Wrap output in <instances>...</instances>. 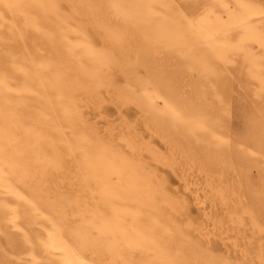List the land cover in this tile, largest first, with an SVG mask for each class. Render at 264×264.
I'll list each match as a JSON object with an SVG mask.
<instances>
[{
  "label": "bare ground",
  "instance_id": "bare-ground-1",
  "mask_svg": "<svg viewBox=\"0 0 264 264\" xmlns=\"http://www.w3.org/2000/svg\"><path fill=\"white\" fill-rule=\"evenodd\" d=\"M4 25L21 38L31 31L32 43L46 52L16 70L0 56V232L17 258L230 264L175 223L179 200L155 181L143 145L156 163L176 169L180 161L184 175L198 170L182 179V194L206 219L216 202L226 205L240 194L238 212L230 215H247L255 230L264 229V0H0ZM118 71L123 86L116 84ZM234 79L253 106L241 139L229 131ZM103 88L138 108L146 131L166 142V156L134 130L117 138L126 153L111 133L107 139L90 127L82 107L102 102ZM74 156L67 165L65 158ZM71 166L68 184L72 179L79 188L67 203L76 208V224L63 202L35 195L43 193L50 168L70 175ZM36 172L41 177L31 181ZM235 180L253 192L236 189ZM198 233L211 231L204 226Z\"/></svg>",
  "mask_w": 264,
  "mask_h": 264
},
{
  "label": "rangeland",
  "instance_id": "rangeland-1",
  "mask_svg": "<svg viewBox=\"0 0 264 264\" xmlns=\"http://www.w3.org/2000/svg\"><path fill=\"white\" fill-rule=\"evenodd\" d=\"M65 2L66 1H64L63 5L68 8ZM17 25L20 29H23L24 27L23 21L20 17L17 20L16 26ZM13 33L14 30H9L5 25L0 26V56L5 57L4 61L10 63L7 67L16 70L19 69L21 64L30 66L28 60L31 57L37 59L46 55V52L40 49V46L38 47L37 43H32L33 35L31 31L20 33L21 36L24 35V38L19 37V35H14ZM2 39H5L7 44H5ZM254 50H257V48L254 47ZM114 77L118 86L124 85L125 76L123 73L118 71ZM231 78H233L232 75ZM231 83L229 95L232 112L229 115V131H231L232 134L237 133L241 139L242 135H244V120L250 115L253 106L251 105L252 101L247 96L246 90L237 82V80L234 79ZM100 93L102 102L99 100V102L95 104L90 103L88 106L82 107L85 116L90 119V127L95 128L97 131H101L102 136L107 139H109L107 134L111 133V138L114 139L112 141H114V143L126 153L129 151L126 148L124 141L118 142L117 138L119 134L128 136L131 131L134 130L142 138V140H139L140 142L150 143L159 154L164 156L168 154V150L165 147L166 142L159 136H156L155 134L150 135L148 131H146V128L140 119L138 108L135 105L129 104L123 106L115 96L107 93L105 88H103ZM33 97L34 96L31 94L28 95L26 101L32 103L31 100ZM240 105L245 107L243 111H238L236 109V107ZM34 109H36L35 104L32 105L29 111H33ZM243 115H245V117H243ZM65 132L72 133L69 129H65ZM140 153L142 159L147 163V168L155 173V176L157 177L155 181L159 180L166 193L174 200H179L180 205L175 208L176 211L172 212L173 220L177 225L187 231L190 238L198 240V242H196L198 245L201 244L208 246L212 255L221 258L230 264H264V229L261 231L255 230L252 226L250 217L247 215H241L240 219L237 217V214L230 215V212H232L233 209L238 212L236 195L240 196V194L234 196L231 195L229 202L226 205H220L216 202L215 207L210 211V217L206 219L198 210L197 205L194 204V201L190 196L182 194V179L190 177V174L196 175L198 170H196V168L193 170H187L184 175L183 172L187 168H185L180 161H178L179 164L176 169H171L167 166L156 163L148 154L145 145L142 146ZM75 158L77 157L65 158L66 163H68L67 165H73ZM71 168L72 173H70V175L63 169L55 170L50 168L48 174L44 177L46 182L43 187V193L41 195L35 193V195L46 201L55 199L63 202L65 209L69 213V221L76 224L79 220L77 217L72 216V212L76 210V208L73 204L67 203V199L70 198L74 192L78 191L79 188L77 182L72 179L70 180L73 181L74 184L72 186L68 184L69 178H71V176L74 177L73 175H75V168L72 166ZM248 173L250 174L251 180L255 182L258 177L256 169L251 168ZM39 177H41L40 173L36 172V175H33L31 181H38ZM233 179L235 178L233 177ZM31 181L29 180L28 184ZM236 181L237 180H235L234 186L236 189H239L238 186L240 185L238 181ZM226 185V188L229 189L232 187V182L228 180ZM240 188L245 193H247L248 190L253 192L252 187L249 188L244 185L242 187L240 186ZM182 196H184V199L181 198ZM241 201L247 202L248 198H243ZM130 206H134V204H130ZM80 209L81 208L78 210ZM43 220H45L44 217ZM204 226H207L211 231L208 236H205V234L200 235L198 233V229ZM12 232L15 234H21V230L17 228H12ZM6 239L7 235L0 232V264H29V262L26 261V258L21 260L10 251V248L6 245ZM134 255L138 256L139 254L134 253Z\"/></svg>",
  "mask_w": 264,
  "mask_h": 264
}]
</instances>
